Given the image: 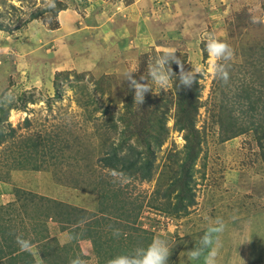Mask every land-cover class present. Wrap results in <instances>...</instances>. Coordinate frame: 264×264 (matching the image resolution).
I'll list each match as a JSON object with an SVG mask.
<instances>
[{
	"label": "rangeland",
	"instance_id": "374dc122",
	"mask_svg": "<svg viewBox=\"0 0 264 264\" xmlns=\"http://www.w3.org/2000/svg\"><path fill=\"white\" fill-rule=\"evenodd\" d=\"M209 34L231 47L227 82ZM167 51L200 70L191 87L174 62L153 82ZM0 132V264H111L156 238L168 264H264V0H0ZM112 153L149 159L150 179Z\"/></svg>",
	"mask_w": 264,
	"mask_h": 264
},
{
	"label": "clouds",
	"instance_id": "9594fccd",
	"mask_svg": "<svg viewBox=\"0 0 264 264\" xmlns=\"http://www.w3.org/2000/svg\"><path fill=\"white\" fill-rule=\"evenodd\" d=\"M52 6L54 7L55 5L53 4ZM206 51L212 58V63L208 71L214 78L227 82L229 79L228 65L221 61L231 59L232 50L230 45L209 34L206 42ZM174 53V51L165 52L157 59L150 70V76L153 82L160 85L161 89L167 87L173 75L177 80V76L172 72L170 67L171 62H174L180 69L178 76L179 85L191 87L193 83L197 82V76L200 70L192 69L191 71H185L181 59L174 55ZM131 73L133 72L126 73V79L130 81L131 88L135 90L134 100L141 104L144 100V94L151 90V88L146 83L138 82L133 78ZM223 230L224 222L222 219H217L215 226L210 229V231L216 233H221ZM114 235L119 236V231L114 232ZM16 243L24 251H30L32 248L31 240L24 239L22 236L16 237ZM210 243L211 241L208 236H205L202 240L203 246L207 247ZM170 252L168 241L166 239L156 238L147 248H136L127 254L116 256L112 259L111 264H168ZM192 256L193 258H198L200 251H192ZM71 264H84V261L80 257H77L71 261ZM205 264H217L216 249L209 252L205 258Z\"/></svg>",
	"mask_w": 264,
	"mask_h": 264
},
{
	"label": "trees",
	"instance_id": "16d2710c",
	"mask_svg": "<svg viewBox=\"0 0 264 264\" xmlns=\"http://www.w3.org/2000/svg\"><path fill=\"white\" fill-rule=\"evenodd\" d=\"M180 99H182L180 97ZM178 109L179 112L184 114V117H188V114L191 106H186L183 102V104L181 103V100L178 102ZM188 125H182L179 129L180 130H187L188 128H190L191 126L193 127V123L192 121H188ZM190 131L185 135V139L188 142H191V138L190 137ZM194 136V135H193ZM2 138V133L0 132V140ZM102 162L110 167H117L118 165H120V167H123L126 170H132L134 169V171L138 172L139 175L145 179L148 180L150 179L151 176V161L149 159H143L138 157L137 158H133V159H124L121 157H118L116 154L112 153V156H105L102 159Z\"/></svg>",
	"mask_w": 264,
	"mask_h": 264
},
{
	"label": "crops",
	"instance_id": "0c3cea01",
	"mask_svg": "<svg viewBox=\"0 0 264 264\" xmlns=\"http://www.w3.org/2000/svg\"><path fill=\"white\" fill-rule=\"evenodd\" d=\"M22 171V170H21ZM20 171V172H21ZM25 170H23L21 173H23ZM29 174H30V172H29ZM31 176V175H30ZM42 177V176H41ZM44 189H46L47 190V187L46 186H44L43 187ZM49 189V188H48ZM50 192H54V190L53 189H56V186H54V187H50ZM59 189V188H58ZM64 190H62L61 192L63 193V194H65L66 192H63ZM67 196H68V198H71V202H74V196H73V194L72 193H67L66 194ZM49 226H52L51 225V222H49ZM68 239V238H67ZM233 247V249H231V251H232V254L234 255V254H237V255H244L245 257H247L246 259H250V257L252 256V248L251 247H246V246H242V247H238V246H235V245H232L231 246V248ZM220 264H222V261H220Z\"/></svg>",
	"mask_w": 264,
	"mask_h": 264
}]
</instances>
